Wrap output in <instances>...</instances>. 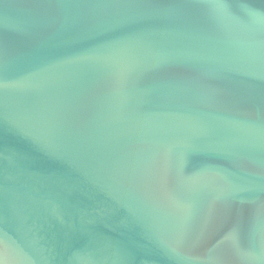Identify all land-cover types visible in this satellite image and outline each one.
Here are the masks:
<instances>
[{
	"label": "water",
	"instance_id": "95a60500",
	"mask_svg": "<svg viewBox=\"0 0 264 264\" xmlns=\"http://www.w3.org/2000/svg\"><path fill=\"white\" fill-rule=\"evenodd\" d=\"M0 264H264V0H0Z\"/></svg>",
	"mask_w": 264,
	"mask_h": 264
}]
</instances>
